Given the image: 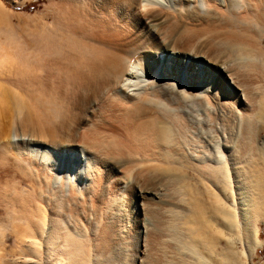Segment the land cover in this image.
Masks as SVG:
<instances>
[{
    "label": "bare ground",
    "instance_id": "bare-ground-1",
    "mask_svg": "<svg viewBox=\"0 0 264 264\" xmlns=\"http://www.w3.org/2000/svg\"><path fill=\"white\" fill-rule=\"evenodd\" d=\"M51 3L39 36L54 58L19 62L0 47V75L9 69L32 104L0 91V165L10 153L37 178L23 191L4 175L0 264L5 225L12 252L41 264H107L131 226L144 232L139 264H215V236L234 244L224 229L252 253L264 221V0Z\"/></svg>",
    "mask_w": 264,
    "mask_h": 264
},
{
    "label": "rangeland",
    "instance_id": "rangeland-1",
    "mask_svg": "<svg viewBox=\"0 0 264 264\" xmlns=\"http://www.w3.org/2000/svg\"><path fill=\"white\" fill-rule=\"evenodd\" d=\"M0 5L2 7V9L0 8V47H5L10 52L13 51L12 53L15 54V57L19 60V62L25 59H29L32 60V62H34L35 60L34 56L38 53H40L42 57H44V60L49 59L50 56L54 58V55H51L46 48H43L41 44V38L39 36L40 29L43 25V23L40 22V17L43 15L52 16L54 14L55 7L52 5L51 0H0ZM53 21L54 19L51 18L46 23V27L48 28V30H52ZM170 55L171 54H168L166 52L161 53V56L167 59L170 57ZM187 61L189 62V60ZM9 72H10L9 69H7V74L4 73L5 75L4 74L0 75V91H4V92L9 91L10 93L13 94V96L15 97V102L13 104V107L15 106L16 108L17 107L29 108L30 110H32V104L30 100L27 99L30 93L26 91L24 88H22L21 85H15L10 83V80L14 77H12ZM35 104L38 105V108L46 107L45 104H41L38 101H36ZM22 110L23 109H21V111ZM51 113L50 111H47V114H51ZM21 115L22 113L17 118H21ZM17 118H15L16 119L15 123H17L15 124V131L19 133V128L17 126L19 124V119ZM83 118L86 117L82 116V119ZM52 120L57 121V117L54 116ZM26 139L27 137L23 138L20 137L19 135L17 136L16 140L22 142L23 140ZM74 144L77 150L82 149L81 144L79 142H74ZM5 154L7 156L5 165H0V196L2 193L6 191V185H5L6 182L4 178L5 174H9L7 176L8 178H14L16 180L18 190H23V191L31 190L30 183L35 181V179L37 180V178L35 177V172L31 170H28V172H26L27 169L20 160L15 159V157L13 155L11 156L10 153L5 152ZM124 173L125 172L116 173L118 175L116 179L119 182H124L123 179L121 178V176ZM190 177L195 178L197 176L191 173ZM197 187L203 189V187L198 184ZM228 197H230V194H228ZM203 200L204 201L201 200L200 202L203 204V206L201 207L205 208L207 212L204 211L205 209H203L202 212L205 213L204 214L202 213L201 216L203 218H206V216H208L209 217L208 219L213 220L214 216L211 212V209L208 207L209 203L207 204V202H205L206 199ZM228 202L235 207V203L233 202L232 198H228ZM1 210L2 207H0V211ZM135 214H136L135 211L128 213L130 217H134ZM0 217L4 218L6 221V217L3 213L0 214ZM215 221H217L216 218ZM221 226H222L221 224L216 222V225L214 227L217 230L218 228H221ZM255 226H256L258 239L260 241V245L256 247L253 250V252L250 253L249 255L246 254V250L243 244L237 238V236H234L233 233H230L229 230L224 229L225 231H223V234L225 232L226 237L232 238V241H234L233 245L228 243V241L223 237L221 238L218 237L220 236L218 233H217L218 235L215 234L216 235L215 238L219 240L217 241L218 244L215 249V255L213 256V260L215 264H264V221H259V220L256 221ZM131 228L132 229H129V231H127L125 235L126 238L123 237L124 239H122L123 241L124 240L125 241L123 243V246H121V249H117L116 252L112 253L111 256H108L109 258L107 264H115V263L117 264L118 262H120L121 264H123V262L124 264L140 263V259H141L140 250L142 249L141 237L142 235H144V232L138 231V228L134 226H131ZM3 232L5 236V238L2 239V243L5 248V250L3 251L4 263L41 264V261L37 258H31V259L22 258L19 255H17V253L12 252L16 248L15 238L11 233L8 225L4 226ZM227 252L231 256V259L223 261L222 255H224Z\"/></svg>",
    "mask_w": 264,
    "mask_h": 264
}]
</instances>
